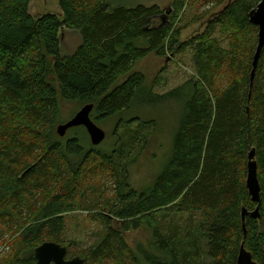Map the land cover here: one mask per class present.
<instances>
[{
  "label": "trees",
  "instance_id": "obj_1",
  "mask_svg": "<svg viewBox=\"0 0 264 264\" xmlns=\"http://www.w3.org/2000/svg\"><path fill=\"white\" fill-rule=\"evenodd\" d=\"M193 1L224 0H172L168 23L158 21L157 5L59 0L62 18L53 13L33 18L30 0H0V232L12 238L1 264H33L34 250L43 242L64 244L65 214L90 209L91 188L103 174L115 182L116 202L101 204L102 210L89 217L104 233L85 250L65 246L67 259L236 264L244 240L252 259L264 264V47L250 88L257 27L248 17L259 0H227L202 33L179 43L173 23ZM64 26L81 36L69 56L60 55ZM187 49L193 52L196 76L166 95L153 94L144 87V75L133 71L150 53L176 55ZM180 92L183 110L170 155L146 192L125 191L124 165L141 130L154 122L131 119L138 130L109 154L85 149L80 136L62 139L56 133L61 100L93 103L90 116L99 121L136 98L162 102ZM249 147L255 149L260 218L246 217L244 237L241 208L252 211L257 205L245 182ZM171 212L197 216L196 235L185 240L191 235L187 231L178 246V224H163ZM142 226L150 232L149 242L130 247L124 234Z\"/></svg>",
  "mask_w": 264,
  "mask_h": 264
},
{
  "label": "rangeland",
  "instance_id": "obj_2",
  "mask_svg": "<svg viewBox=\"0 0 264 264\" xmlns=\"http://www.w3.org/2000/svg\"><path fill=\"white\" fill-rule=\"evenodd\" d=\"M226 2L227 0H224L220 4H215L214 2L193 1L185 4L173 23L175 31H178L176 35L177 41L182 43L202 33L210 19L213 18L212 16L218 13ZM109 3L111 7L120 5L130 7L136 4L157 5L161 10L158 21L162 23H168L170 21L169 17L173 12L172 0H109ZM28 13L33 18L45 13H53L62 18L59 0H30ZM215 36L219 38L223 46L226 45L225 38L219 35L218 30H216ZM59 39L61 56L71 55L81 44L80 33L74 28L62 27L59 32ZM192 55L191 49L176 55L165 54L164 56H157L154 53H150L136 61L133 71L144 75V87L146 88L147 86L153 94L166 95L189 79L195 78ZM122 80L120 79V81ZM154 81L158 83L154 84ZM183 99L184 96L181 92L171 100L166 98L162 102L145 104V102H142V98H136L127 109L109 118L99 121L92 119L106 133L104 140L95 146L90 143L89 136L83 127L70 128L64 136H59V138L67 139L73 136H80L85 149L93 147L103 154H109L118 147L121 141L126 140L128 133L138 130L137 122L131 119L154 122L152 128L150 125V127L141 130L140 139L128 157L130 158L129 162L124 165L126 168V176H124V178L126 177L125 191L133 189L137 192H146L149 191L156 176L164 168L170 155L173 134L183 110ZM81 106L82 104L77 102L59 101L57 124L70 119ZM129 120L130 125H126ZM116 189L115 182L108 174L96 177L95 186L91 188L92 195L89 196L93 200L86 203V205H90V209L77 208L65 214L66 230L64 244L62 245H68L71 250L79 252L101 239L104 233L102 226L89 216L93 212L101 211V204L107 201L108 203H115ZM107 212H109L108 209H105V213L109 214ZM168 217L170 219L166 218L163 224L165 222L178 224L180 229L175 242L176 246H178L177 243L185 238L187 231L191 232V235L185 240L196 235L197 216H193L192 219V216L188 213L171 212ZM124 237L130 247L135 248L138 244L144 247L149 242L150 232L147 227L142 226L136 230L126 232ZM11 244L12 238L7 233L0 232V264L9 254Z\"/></svg>",
  "mask_w": 264,
  "mask_h": 264
},
{
  "label": "water",
  "instance_id": "obj_3",
  "mask_svg": "<svg viewBox=\"0 0 264 264\" xmlns=\"http://www.w3.org/2000/svg\"><path fill=\"white\" fill-rule=\"evenodd\" d=\"M249 21L257 27V41L254 50V54L251 62L250 71V88L253 83L255 71L259 61L261 51L264 47V0H259L255 7H253L248 13ZM93 109V103H86L80 107V109L67 121L59 123L56 126V133L62 137L66 131L70 128L82 126L85 128L90 143L92 145L100 144L105 136V131L96 125L92 120L90 114ZM247 173H246V187L251 200L256 202L257 205L252 211H249L245 207L241 208L240 218L241 226L243 229V236L245 237V219L247 216L259 219V201H260V186L257 177V163L255 158V149L249 147L247 151ZM35 262L33 264H82L83 259L79 256L73 258H66V247L60 243L53 241L43 242L34 250ZM236 264H257L253 259L251 253L246 250L244 246V240L240 243Z\"/></svg>",
  "mask_w": 264,
  "mask_h": 264
}]
</instances>
